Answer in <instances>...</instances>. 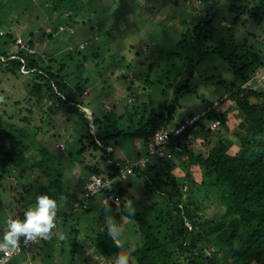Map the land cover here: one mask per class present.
I'll return each mask as SVG.
<instances>
[{"label": "trees", "instance_id": "obj_1", "mask_svg": "<svg viewBox=\"0 0 264 264\" xmlns=\"http://www.w3.org/2000/svg\"><path fill=\"white\" fill-rule=\"evenodd\" d=\"M172 1L175 7L181 5L179 0ZM181 2L183 5L188 2V5L181 8L179 14L183 15L180 20L182 31L176 46L183 54L176 52V56L180 60H186L184 53L190 48L197 52L198 62L205 55L213 54L220 55L231 66L234 73L240 77L241 85L236 87L231 84L227 99L234 108L238 109L242 119L246 120L250 126L249 131L244 137L239 135L233 137L237 140L234 144L237 152L230 154L223 145V135L228 136L231 133L227 131V127L224 129L226 133L221 130L225 126V115L217 108H211L185 131L170 136L165 146L164 158L150 156L144 168L139 167L130 175L140 180L142 184L141 198L145 199L146 203L141 202V199L138 200V204L136 203L137 206H142L141 211L128 205L127 202L132 201V196L127 197V190L121 188V184L118 187V184L114 183L105 193H115L121 198L120 206L109 207L118 210V213L113 216L108 208L101 205L99 216L107 214L118 222H121L122 218L133 223V232L138 236L135 247L130 253L134 264H264V89L256 91L249 85L244 86L249 81H253L255 75L264 69V48L257 50L245 40L236 46L233 42L234 37L231 32L229 33L231 29H226L228 34L226 38L219 35V29L212 27L211 18L216 17L214 10L220 0H200L199 8L195 6L194 0ZM224 2L227 6L225 8L227 14L223 17V21H228L232 25L242 22L243 26L249 19L258 21L264 13V0H224ZM49 3L52 4L54 12L48 18L47 27L51 28V32L42 31L49 40L63 33L73 37L79 29L77 26L88 23L84 21L79 23L76 20L81 12L76 0H47L46 4ZM85 3L88 6L92 1ZM86 4L81 5L82 8L86 7ZM59 9H62L58 15L63 18V23L55 21ZM53 15H56L55 18ZM100 25L88 26V29L99 30ZM60 27L66 32L60 31ZM66 28L73 29V34H70ZM3 34L0 31V36H6L16 50L13 53L0 54L3 73L29 77L28 97L23 104L25 110H30L29 106L33 100L39 103L47 100L52 106H57L74 116L80 131L77 141L81 146L76 152L67 153V162L72 160L74 163L76 158L82 170L87 172L81 184L80 198L69 203L65 202V199H68V188L62 182L63 169L59 166L60 162L43 145V142H40L38 136L33 137L28 134L27 127H17L10 121L6 123L9 118L4 120L3 115L0 114V189L4 193H10L13 200L14 213L9 220H23L24 213L34 208L38 198L45 194L55 200L56 214H60L54 217L55 227L50 230L48 236H42L33 242H30L26 236L19 238V251L14 252L4 263L13 264V261L20 259V256L32 245L42 243L44 247L51 248L55 240L60 237V225L72 214L79 211L91 212L90 202L97 196L84 201L85 187L90 177L113 180L119 176L124 161L126 159L132 161L129 158L120 161L114 159L112 152L109 151L111 144L118 146L119 140L138 139L144 142L146 150L144 154H138L133 160L146 155L147 143L155 133L167 129L173 120L176 110L174 104L177 100L165 105L163 113L156 112L153 102L148 100L141 102L138 107L133 106L131 110L121 112L112 119H107V116L97 117L91 113L90 121L86 113L81 110L82 107L85 108L84 102L89 95V91L86 92L89 78L83 76L84 72L76 75L80 73L82 69L80 67H85L89 63L90 59L80 54V51L86 48L87 42L79 44L75 54L80 59L77 68L74 67V72L67 74L65 70L72 66L73 59L70 52L66 54V58L71 60L69 64L68 61H59L53 56L47 57L39 53L35 49L36 42L32 34L28 39H22L28 42L34 53H29L16 43V37L20 35L13 37L9 33ZM83 36L85 38L87 34L83 33ZM98 37L96 33L87 39L95 43ZM225 41H230L232 47L227 55H223L220 50L225 45ZM94 57L97 56L93 53L92 58ZM70 75L74 77L71 79ZM121 78L125 79L126 75H122ZM186 88L187 84L180 91ZM133 101L129 103L135 104L136 97ZM22 108L18 109V114L23 111ZM125 118L127 124L124 128L122 125ZM19 119L28 122V119L22 115ZM216 120L220 123V130L218 128L210 130L209 125L206 126L207 123L212 124ZM118 125L121 128L118 129ZM198 134L204 137L205 151L202 153L189 149L190 143ZM210 136L214 137L213 142L208 141ZM56 149L59 150L58 153L66 152L64 147H56ZM35 151L38 158L32 159ZM67 162L64 170L68 165ZM86 162L89 164L84 165ZM70 166L73 169V164ZM176 170L181 172L180 177L174 173ZM9 171H14V175H9ZM21 173L31 175L32 179L28 184H24L25 177L18 176ZM7 179L8 184L5 183ZM18 179L23 182L20 186L15 182ZM127 186L130 187L131 184L128 183ZM187 189L188 194H186ZM98 196L101 198L103 194ZM153 196L157 199L154 200ZM62 199L64 205L61 206L58 203ZM193 199L197 204H193ZM205 202L218 204L223 210L222 213L214 218H206L203 215ZM84 206L86 207L83 208ZM4 233L0 234V238ZM69 233L72 236V249L70 258L64 264H88L87 260L76 258L77 252L87 248L105 264H116L114 258L120 252V245L108 226L94 230L90 235L82 234L75 227L70 228ZM78 236H83L80 241L77 240ZM58 253L60 255L58 254L57 257L61 261V251L58 250ZM34 259L32 256L31 260ZM128 264L132 263L128 261Z\"/></svg>", "mask_w": 264, "mask_h": 264}, {"label": "rangeland", "instance_id": "obj_2", "mask_svg": "<svg viewBox=\"0 0 264 264\" xmlns=\"http://www.w3.org/2000/svg\"><path fill=\"white\" fill-rule=\"evenodd\" d=\"M76 1L77 7L81 9L76 20L79 23L82 21L88 23L84 26H77L79 29L73 37L63 33L49 40L45 34L43 35L42 31L46 32V27L49 25L48 18L54 13L52 4H46L47 0H0V31L4 33L3 35L6 33L13 37L20 35L24 39H28L32 34L33 40L35 39L34 42H36L34 43L35 49L39 53L47 57L53 56L59 61H68L69 64L71 60L66 58V54L70 52L73 59L72 66L65 70L67 74L74 72V67L80 60L75 55L79 44L87 42L86 48L81 50L80 54L90 60L85 67H80L82 69L76 75L84 72L83 76L89 78L86 89V92L89 91V95L84 102L85 108L82 107L81 110L86 113L90 121L91 113L97 117L107 116V119H112L119 116L121 112H125L127 109L131 110L133 106L138 107L141 102L148 100L153 102L156 112L163 113L165 105L177 100L174 104L176 110L173 120L167 130L192 119V117H201L211 108H217L220 113L225 115V126L221 130L225 131L224 129L227 127V131L231 133L228 136L223 135L225 147H231L236 143L237 140L233 138L235 135L244 137L249 131L250 126L246 120L242 119L238 109L234 108L227 99L230 85L236 87L241 85L240 77L234 73L231 66L220 55L213 54L205 55L198 62L197 52L190 48H187L184 53L186 60H180L176 56V52H180L176 44L179 42L182 31L180 20L183 15L179 14L181 8L187 7L188 2L183 5L182 0H179V5H181L175 7L172 0ZM88 1H92V3L87 6L85 2ZM84 4L86 7L82 8ZM194 4L198 8L201 6L200 0H194ZM226 7L224 0H220L214 10L216 17L211 18L212 27L218 28L219 35L224 38L228 36L226 29H231L229 33L231 32L230 34L234 37L233 42L236 46L245 40L248 45L252 44L256 47L255 49L262 50L264 48V13L258 21L249 19L243 26L242 22L232 25L228 21H223V17L227 14ZM61 12L62 9L57 11L56 23H63V18L58 15ZM55 16L53 15L54 18ZM98 25H100L99 30L95 28L93 31H89L88 26L96 27ZM183 27L185 26L183 25ZM83 33L87 34V37H93L97 33L98 40L94 43L87 37L83 38ZM225 42V45L220 48L223 55L229 54L232 50L230 41ZM15 51L10 40L6 36H0V54ZM93 53L97 57L92 58ZM180 53L183 54V52ZM3 70L0 66V114L3 115L4 120L9 118L6 123L10 121L17 127H27L29 135L38 136L40 142H43L49 152L57 158L60 162L59 166L63 169L61 172L62 182L68 188L67 198L69 199H65V202L77 200L80 198L81 184L84 182L87 172L82 170L81 164L76 158L74 163L72 160L67 162V153L76 152L81 146L77 141L80 131L76 124V118L61 108L52 106L51 102L47 100H43L41 103L33 100L29 106L30 110L26 111L23 104L28 97L29 77L20 74L17 76L7 75L3 73ZM122 75H126V78H121ZM69 77L72 79L74 75ZM255 78L253 81H249L246 86L249 85L256 91L264 89V69H261ZM186 84L187 88L180 91ZM135 97V104H130L129 101L133 103ZM23 106L24 108H22ZM19 108H22L23 111L18 114ZM21 115L26 117L28 122L20 121ZM126 119L122 125L124 128L127 124ZM208 125L211 124L207 123L206 126L208 127ZM117 128L119 129L121 126L118 125ZM220 128L221 126L218 127V130ZM203 139V135L198 134L197 138L190 143L189 149L193 152H204ZM213 140H215L213 136L208 138L209 142H213ZM56 147H64L66 152L58 153L59 150ZM145 150L144 142L138 139L119 140L118 146L111 144V149H109L113 158L119 161L126 158L133 160L138 154H144ZM236 151L237 147L229 150L230 154H234ZM37 158V151H35L32 159ZM66 162L68 165L64 170ZM72 164L73 169L70 166ZM88 164V162L84 163V165ZM177 170L174 173L180 177L181 172ZM9 175H14V171H9ZM18 176L25 177L24 184H28L32 179L31 175L27 176L22 173ZM15 182L17 186L23 183L19 179ZM5 183L8 184V179L5 180ZM128 183L131 184L130 187L127 186ZM120 187L127 190V197L132 196V201L127 202L128 205L141 211L142 206H137L138 200L141 199V202L146 203L145 199L141 198L143 196L141 181L130 176L122 182ZM188 192L187 189L186 194ZM153 197L154 200L157 199L156 196ZM12 202L10 193H4L0 189V234L7 230L8 221L14 213ZM58 204L64 205V200L62 199ZM193 204H197L195 199H193ZM203 207L204 212H202L206 218H214L223 211L214 202H205ZM90 209L89 213L79 211L68 217V220L60 225V237L55 240L51 248L50 246L44 247L42 243L32 245L26 253L20 256V259L13 261V264H64L70 258L72 249L70 228L75 227L82 234L90 235L94 230L107 226L120 245V252L114 258L115 262L119 255H127L129 262L134 264L130 253L135 247L138 236L133 232V223L122 218L121 222H118L107 214L100 215L102 218L100 219V196L90 202ZM108 211L113 216L118 213V210L109 207ZM57 215L60 214L55 216ZM82 237L78 236L77 240L80 241ZM58 250L61 251V261L57 257ZM77 253V260L85 259L89 262L88 264H105L101 259L95 257L91 249L87 248ZM32 256L35 258L33 261L31 260Z\"/></svg>", "mask_w": 264, "mask_h": 264}, {"label": "built area", "instance_id": "obj_3", "mask_svg": "<svg viewBox=\"0 0 264 264\" xmlns=\"http://www.w3.org/2000/svg\"><path fill=\"white\" fill-rule=\"evenodd\" d=\"M36 1V0H32ZM46 32L50 33L51 28L47 27ZM60 31H65L63 27L59 28ZM66 30L70 33L73 34V29L71 28H66ZM16 43L22 48L27 50L29 53H34V51L29 47V44L27 41L22 39L21 37H18L16 39ZM258 75V74H257ZM256 76V75H255ZM256 79V78H254ZM246 86V85H245ZM200 117H193L192 119L188 121H184L180 125L174 127L172 130H167V129H162L155 133L153 138L147 143V154L139 157L136 160H125L123 167L120 171L119 176H117L113 180H102L98 178L97 176H91L90 179L88 180L86 187H85V192H84V201L89 200L92 197L98 196L103 194L100 198V204L103 207H112V206H120L121 204V198L115 194V193H105L106 190H108L111 185L114 183H121L124 182L130 175L133 174L134 170L140 168H144L147 163L150 160V156H153L155 158H164L166 155V143L168 142V139L170 138L171 135H179L183 131H185L189 126L193 125L199 120ZM220 123L218 120L213 122L210 126V130H216L219 127ZM186 189V188H185ZM87 204V203H86ZM85 204V205H86ZM87 206V205H86ZM84 206L83 208H85ZM42 236L36 235L34 238L29 239L30 242L35 241L37 238H40ZM27 245L29 244L28 241H26ZM18 252L19 248L15 250L14 252ZM0 252L2 255L0 256V264H4L8 258L11 256L7 255V252L5 250L0 249ZM13 252V253H14Z\"/></svg>", "mask_w": 264, "mask_h": 264}, {"label": "clouds", "instance_id": "obj_4", "mask_svg": "<svg viewBox=\"0 0 264 264\" xmlns=\"http://www.w3.org/2000/svg\"><path fill=\"white\" fill-rule=\"evenodd\" d=\"M118 184V183H117ZM122 184L119 183L117 186ZM56 215V202L47 194L38 198L34 208L24 213L23 220H9L7 231L0 238V249L5 250L7 255H12L19 248V238L26 236L28 239L36 235L48 236L50 230L55 227L53 220ZM127 255H119L116 264H128Z\"/></svg>", "mask_w": 264, "mask_h": 264}, {"label": "crops", "instance_id": "obj_5", "mask_svg": "<svg viewBox=\"0 0 264 264\" xmlns=\"http://www.w3.org/2000/svg\"><path fill=\"white\" fill-rule=\"evenodd\" d=\"M240 136V135H239ZM236 146H234V144L231 146V147H227V150H228V152H229V150H233L234 148H235ZM237 152V151H236ZM230 153V152H229ZM234 154H235V152H234Z\"/></svg>", "mask_w": 264, "mask_h": 264}]
</instances>
